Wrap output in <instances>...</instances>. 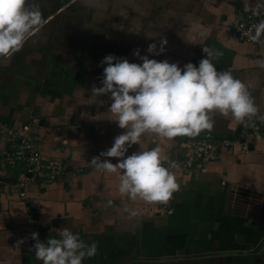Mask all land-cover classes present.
Listing matches in <instances>:
<instances>
[{
    "label": "crops",
    "instance_id": "0c3cea01",
    "mask_svg": "<svg viewBox=\"0 0 264 264\" xmlns=\"http://www.w3.org/2000/svg\"><path fill=\"white\" fill-rule=\"evenodd\" d=\"M36 2L44 28L0 62V124L39 120L36 144L45 159L62 160L67 172L54 183L29 182L27 197L20 198L15 184L27 175L26 167L3 166L0 143V264H38L31 234L46 242L59 238L64 227L98 243L97 255L83 264H257L264 258V131L249 138L247 149L219 152L208 174L170 169L180 184L170 210L121 196L119 173L90 165L126 131L109 113L110 94L93 98L91 91L102 87L101 61L110 54L142 64L133 54L139 49L141 56L183 69L188 63L199 67L204 47L218 50L223 55L213 61L217 70L245 83L264 115V49L230 35L237 6L225 0ZM237 2L255 8L258 0ZM163 39V54L148 53L149 44L158 51ZM213 118L211 131L173 139L152 134L126 155L159 146L165 158L183 159L203 136L233 138L253 124L219 112Z\"/></svg>",
    "mask_w": 264,
    "mask_h": 264
},
{
    "label": "clouds",
    "instance_id": "9594fccd",
    "mask_svg": "<svg viewBox=\"0 0 264 264\" xmlns=\"http://www.w3.org/2000/svg\"><path fill=\"white\" fill-rule=\"evenodd\" d=\"M262 10L264 0H258L255 8L246 7L255 16H260ZM44 25L36 0H0V62H7L19 52ZM253 28L250 39L257 42L264 36V19ZM166 45L167 40L163 39L158 51L155 43L149 44L147 51L161 55ZM203 52L205 58L200 60L199 67L188 63L183 69L168 60L141 56L139 49L133 54L142 64L111 54L101 61V65H106L102 87H92L93 98L110 94L109 113L119 128L126 131L114 138L112 147L93 157L90 165L97 171L119 173L121 196L148 204H166L180 189L175 173L164 166L166 158L159 146L126 155L132 145H141L147 136L155 134L166 139L199 136L213 129L216 112L225 117L231 114L241 123L254 124L253 118L264 122V115H259L260 109L246 84L231 72L215 67L213 61L223 54L208 47ZM260 66L264 68V64ZM101 157L118 158V163ZM170 167L178 165L172 162ZM130 215L134 217L137 213L131 211ZM58 235L59 238L49 237L42 242L39 233L31 234L36 241L33 246L36 259L42 264H83L98 253L97 242L86 243L67 227L59 229ZM23 243V239L18 241L17 247Z\"/></svg>",
    "mask_w": 264,
    "mask_h": 264
},
{
    "label": "built area",
    "instance_id": "2783aa9c",
    "mask_svg": "<svg viewBox=\"0 0 264 264\" xmlns=\"http://www.w3.org/2000/svg\"><path fill=\"white\" fill-rule=\"evenodd\" d=\"M225 1L237 6L236 15L229 28L232 38L241 43L264 49V36L257 42H253L250 39L251 35L254 34L253 26L260 19H264V10L261 11L260 16H255L251 11H246L247 6H241L237 0ZM247 8L251 9L250 7ZM39 125L40 122L37 119L18 127H8L0 124V143L4 147V152L1 156L3 166L5 165L13 169L21 165L26 167L27 175L23 180L15 184V189L19 192L20 198L27 197L26 189L29 182L54 183L67 172V167L62 160L45 159L40 147L36 144L33 130ZM263 131L264 126L255 123L245 125L240 130V134L233 138L223 137L215 139L210 135L203 136L194 142L192 150L186 158H166L164 166L169 169L208 174L209 165L218 159L219 152L230 150L236 146H243L247 149L249 147V138L258 137ZM242 135H245L246 138L241 137ZM172 162H175L178 167L171 168ZM3 184V176L0 174V189ZM174 201L175 194L168 203L161 204V208L163 210L172 209ZM40 241L45 242L42 239ZM37 262L38 264H42V261L37 260ZM257 264H264V258Z\"/></svg>",
    "mask_w": 264,
    "mask_h": 264
},
{
    "label": "water",
    "instance_id": "95a60500",
    "mask_svg": "<svg viewBox=\"0 0 264 264\" xmlns=\"http://www.w3.org/2000/svg\"><path fill=\"white\" fill-rule=\"evenodd\" d=\"M238 134H240V130L237 132V134H236V135H238Z\"/></svg>",
    "mask_w": 264,
    "mask_h": 264
}]
</instances>
